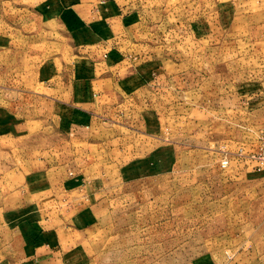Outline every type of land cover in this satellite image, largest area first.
Wrapping results in <instances>:
<instances>
[{"label":"rangeland","instance_id":"rangeland-1","mask_svg":"<svg viewBox=\"0 0 264 264\" xmlns=\"http://www.w3.org/2000/svg\"><path fill=\"white\" fill-rule=\"evenodd\" d=\"M123 5L121 114L21 90L76 65L70 13L103 30ZM263 127L264 0H0V264L26 258L7 226L67 232L71 264H264Z\"/></svg>","mask_w":264,"mask_h":264},{"label":"crops","instance_id":"crops-1","mask_svg":"<svg viewBox=\"0 0 264 264\" xmlns=\"http://www.w3.org/2000/svg\"><path fill=\"white\" fill-rule=\"evenodd\" d=\"M123 6L122 20H120V17L114 18V23H109L106 27H103V30L97 28L98 26L94 25V21L90 23L92 26L83 22L79 24V17L83 20L89 18L88 6L74 10L76 15L70 13L65 26L63 23L61 26L65 29L68 28L70 31L67 36H71V41L75 45L74 49L77 51L74 54L76 58H73L76 65L67 68L68 71L65 73L62 72L64 71L63 67L49 73L38 71L33 75L32 72L23 70L19 76L24 80L28 79L26 84L30 87L21 90L49 89L61 91L62 99H64V96H68L72 101L71 103L75 101L76 97L80 98L81 94L83 96L87 95L85 97L86 103L80 102L77 105H83L96 114V109L100 108L98 102L101 99L105 103L104 107L108 108L110 112L118 108L121 114L122 92L129 88L127 86L134 84V82L140 83L142 79V74L135 67L137 64L128 63L125 56H122V52L116 47H112L114 43L111 35L116 38L117 33H120L119 27L123 28L121 22L123 25V22L129 19V16L125 17L126 7ZM73 9H75L74 6L71 10ZM93 18L94 16H92ZM52 22L51 20L46 21V23ZM23 26L31 27L26 22ZM112 31H114L113 34H111ZM13 71L15 70L9 71L12 76H14ZM11 86L10 89L15 92V85ZM79 91L81 94H79ZM67 92H70V94H67ZM16 228H8V226L6 229L4 228L1 241L4 245L3 250L13 252L17 244V250L25 251L24 256L26 258H23L18 264H71V260L65 257L64 253L61 255L65 243H68L66 241L67 232H63L60 228L56 230H42L22 226Z\"/></svg>","mask_w":264,"mask_h":264},{"label":"built area","instance_id":"built-area-1","mask_svg":"<svg viewBox=\"0 0 264 264\" xmlns=\"http://www.w3.org/2000/svg\"><path fill=\"white\" fill-rule=\"evenodd\" d=\"M248 158L256 163L257 169L264 171V127L261 129L257 149L252 154L248 155ZM227 164V161L224 162V165Z\"/></svg>","mask_w":264,"mask_h":264}]
</instances>
